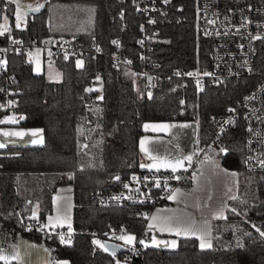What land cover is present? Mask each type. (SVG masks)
Returning a JSON list of instances; mask_svg holds the SVG:
<instances>
[{"label":"trees","instance_id":"trees-1","mask_svg":"<svg viewBox=\"0 0 264 264\" xmlns=\"http://www.w3.org/2000/svg\"><path fill=\"white\" fill-rule=\"evenodd\" d=\"M43 3L32 18L27 15L25 28L17 29L12 24V3L0 0V20L5 16L8 22L0 43L10 38L30 43L64 34L74 36L85 47L93 39L100 50L85 57L82 66L71 58H55L52 62L61 74L57 80L35 71L24 51H7L0 88L15 90L16 109L25 115L20 124L40 127L43 143L0 147V224L11 233L43 241L55 257L70 264H117L109 252L93 243L94 239L103 238L102 233L111 227L136 236L145 219L137 215L134 205L97 204L93 195L119 187L114 176L122 179L140 168L137 140L142 122L195 120L197 143L202 145L213 133L212 115L236 106L259 76L251 73L197 87L173 75V70L207 64L208 40L198 28L197 0H167L164 12L154 14V23L143 18L132 0ZM142 29L148 31V67L155 72L148 92L143 78L133 80L129 69L114 66L106 57L114 50L111 41L119 37L138 64L136 39ZM258 44L256 57L263 69L264 41ZM93 78L99 81V94L92 87ZM221 138L225 151L219 153V161L237 171L240 183L251 173L244 169L240 116ZM82 143L86 149H96L91 163ZM251 174L253 199L228 201L224 217L212 223L210 248L202 249L193 236H182L174 248L143 246L132 264H264V244L249 241L253 233L248 224L250 217L264 216V170ZM61 184L72 186L71 244H62L56 233L42 238L40 230L26 227L36 220L43 223L51 209L52 193ZM34 204L36 217L32 218Z\"/></svg>","mask_w":264,"mask_h":264},{"label":"built area","instance_id":"built-area-1","mask_svg":"<svg viewBox=\"0 0 264 264\" xmlns=\"http://www.w3.org/2000/svg\"><path fill=\"white\" fill-rule=\"evenodd\" d=\"M8 1L11 2V0ZM43 1L11 2L13 5V26L17 29L25 28L28 14L24 9L28 5L36 7ZM132 1L149 23L155 22L154 14L164 12V6L167 3V0ZM17 4L21 6L19 8L20 27H17L16 20ZM196 12L199 31L208 40L207 64L204 67L196 66L185 70H173V75L186 78L197 87L219 84L251 73L259 76L258 81L245 91L236 106L215 112L212 115V135L202 145L193 142L190 144L188 157H191V160L186 159L182 167H177L173 172L171 168L149 169L140 166L139 169L132 171L122 179L116 175L113 178L118 180L119 187L96 192L93 199L97 204H131L136 207L137 215L146 220L154 206L167 202L173 188L188 186V177L193 173L206 145H210L217 153L223 152L221 151L222 148L224 149L221 134L228 126L233 125L239 116L241 117L243 135L244 169L251 173L264 170V167L261 166V161L264 160V68L258 66L256 57L259 50L258 42L264 41V0H197ZM7 25L8 22L0 23V31L7 28ZM153 32L156 33L157 29ZM147 36L148 31L142 29L140 36L136 39L138 64H135L134 58L124 50L119 37H114L111 41H118V44L112 43L114 50L106 57L114 66L129 69L133 73V80L137 77L143 78L144 89L148 92L153 85L155 72L148 67ZM254 37L256 38L254 39ZM33 46L40 48L39 56L42 61H53L61 56L62 58H71L75 63L78 61L83 63L85 57L97 54L100 50L93 39L89 46L85 47L74 36L64 34L47 35L39 41L30 43L10 38L7 42L0 43V50H2L0 51V60L5 62L0 65V70L5 69L6 53L10 48L15 52L24 51L26 54ZM188 73H193V75H188ZM204 73H209V75H204ZM91 83L99 84V81L93 78ZM24 116L22 111L16 109L15 90L9 86L0 88V121L20 124L23 120L20 117L24 118ZM6 118H12L16 122L13 123L12 119L6 120ZM248 224L253 233L249 241L264 244V237L260 235V232H264V216L250 217ZM41 225L43 224L36 220L34 224H27L26 227L40 230L42 238H47L52 233H56L58 236L60 233H64L66 239L69 240L67 244L73 243V228L69 234L67 225L62 227L57 225L55 228H42ZM257 229H260V232ZM10 233V229L0 224V234L7 236ZM127 234L120 227H111L103 235V237L120 242L125 246V250L115 252V255L113 252L107 251L120 264H132L133 259L144 246L140 241H144L150 236L143 225L140 232L136 236L133 235L135 237L133 244L128 245L119 239L120 236ZM101 239L99 241L102 244ZM0 245L5 247L6 240H1ZM119 253H123L121 257Z\"/></svg>","mask_w":264,"mask_h":264},{"label":"crops","instance_id":"crops-1","mask_svg":"<svg viewBox=\"0 0 264 264\" xmlns=\"http://www.w3.org/2000/svg\"><path fill=\"white\" fill-rule=\"evenodd\" d=\"M180 121L145 120L142 122L143 131L137 140V147L141 155L140 164L155 165L163 162L174 166L176 161L180 160L183 165L189 150V143L195 138L196 126L191 122H186L187 120ZM145 124H167L171 127L166 130L154 131L151 128L146 130ZM34 129L41 130L37 126L0 123V144L32 143L33 138L41 139L42 130L36 137H32L31 130ZM19 131H25L27 135L24 137L2 135L4 132ZM142 139L145 140L144 147L148 150L147 153L141 151ZM150 157H156L157 160L154 161ZM156 168L152 167V169ZM159 168L172 169L170 166H160ZM238 178L235 169L226 167L219 161V153L204 150L193 173L188 177V186L173 188L167 202L154 206L148 213L144 229L150 236L147 238L148 243L145 244L153 245V238L169 243L175 241L176 244L177 239L182 236H177L174 231H160V228L166 225L182 229L190 227L197 235L205 237V243H212V223L214 220L224 217L229 200L233 197L237 199L240 196ZM174 193L175 198L169 199ZM72 204V186L70 184L58 185L51 196V209L44 215L42 224H48L49 217L53 218V222L57 217L69 218L72 222ZM193 237L196 238L197 244L200 246L201 241L197 236ZM1 240H6L5 247L0 245V256L6 258L0 259L3 264H58L63 261L70 264L65 258L55 257L43 241L30 239L20 232H12L7 236L0 234Z\"/></svg>","mask_w":264,"mask_h":264},{"label":"snow or ice","instance_id":"snow-or-ice-1","mask_svg":"<svg viewBox=\"0 0 264 264\" xmlns=\"http://www.w3.org/2000/svg\"><path fill=\"white\" fill-rule=\"evenodd\" d=\"M11 2H15V0H11ZM20 7L21 6L19 4H17V9H18V11L16 13L17 27H20V23H19V21L21 20V16H20V13H19V8ZM26 7H27V9H29L32 12H37V11H39V9L41 7H43V5H37L34 8L31 5H28ZM5 19H6V17H5ZM6 31H8L7 28L3 29V31H0V35H3L4 32H6ZM255 38L256 37H254V39ZM112 43L118 44V41H113ZM0 51H2V50H0ZM4 63H5L4 61L0 60V65H3ZM77 65L78 66H82V62L78 61ZM176 74L179 75V73H176ZM188 75H193V73H188ZM204 75H209V73H204ZM97 79H99V77H97ZM9 103H11V102H9ZM8 119H12V118H6V120H8ZM20 119H23V117H20ZM4 122L5 121H0V123H4ZM12 122L15 123L16 121L14 119H12ZM169 127H171V125H167V124H145L144 125V128L146 130L151 128L154 131L166 130ZM185 127H187V125H185ZM40 131H41L40 129L31 130L32 137H36V135ZM2 135H4V136L24 137V136L27 135V133L25 131L4 132V133H2ZM32 143H43V140H42V138L39 139V140L33 138L32 139ZM144 145H145V140L142 139L141 140V151H144L145 153H147L148 150L144 147ZM0 147H4V144H0ZM221 151H225V149L222 148ZM150 159H152L154 161L157 160L156 157H150ZM185 159L191 160V157H185ZM140 166L142 168L147 167L149 169H151L154 166L157 167V168H159L160 166H170V167H172V171L175 172L177 167H182V163H181L180 160H177L176 164L174 166L171 165V164H165L163 162L155 164V165L154 164H143L142 163ZM261 166L264 167V160L261 161ZM233 175H235V174L233 173ZM117 179H119V177H117ZM157 186H158V184H157ZM125 187H127V185H125ZM177 191H179V190H177ZM174 198H175V193L173 194V196L169 197V199H174ZM233 199H235V197H233ZM232 211L235 212L236 210L232 209ZM35 217H36V212L34 210L32 218H35ZM153 219H155V217H153ZM48 220H49V223L46 224V225H41L42 228H48V227L55 228L57 225L62 227L66 223L67 227H68V233L70 234L72 232V225H71V221H70L69 218L61 219V218L57 217L56 221L53 222V218L49 217ZM150 227H151V225H150ZM160 231H169V232L174 231L177 236H197V238L201 241L200 246H201L202 249L206 248V247L207 248L211 247V243L210 242L205 243V237L203 235H197V233L194 230H192L190 227L182 229V228H179V227L172 228L170 225H166L164 227H161ZM257 231L260 232V229H257ZM260 235H261V237H264V232H260ZM59 238H60V242L62 244L69 242V240L66 239V236H65L64 233H60L59 234ZM119 239L125 241L126 244L131 245V244H133V242L135 240V237L132 236V235H123V236H120ZM93 243L96 244V245H99L101 248L104 249V251H108V248L105 245L101 244L100 241L94 240ZM140 243L142 245H144L145 247L148 246L147 244H145V242L143 240H141ZM152 244L155 247H160L161 245H163L164 247H175L176 246L175 241L169 243V242H165V241H158L155 238H153ZM113 255H115V250H113ZM0 259H6V258L3 257V256H0ZM58 264H68V262L67 261H63V262H58ZM117 264H120V262L117 261Z\"/></svg>","mask_w":264,"mask_h":264},{"label":"rangeland","instance_id":"rangeland-1","mask_svg":"<svg viewBox=\"0 0 264 264\" xmlns=\"http://www.w3.org/2000/svg\"><path fill=\"white\" fill-rule=\"evenodd\" d=\"M24 1L26 3H28V2H31L33 0H24ZM15 2L20 3V0H15ZM0 23H3V24L7 23V20L5 19V17L1 18ZM39 53H40V48L38 46H33L31 48V50L29 52H26V54H25L26 58L31 61L33 69L35 71H44L46 76L48 78H50V79H53V80L60 79L61 74H60L59 69L54 65V63L52 61H42L40 59ZM92 87H96L97 90H98L97 91L98 94L100 93V89H99V84L98 83H92ZM178 121H180V120H178ZM180 122H184V121H180ZM186 122H191L192 124H194L196 126V121L195 120H187ZM192 142L198 144L197 143V132L195 134L194 140H192L189 143V148H188L189 150H190V144ZM81 147L83 149L84 148L86 149L84 143L81 144ZM95 150L96 149H94V148L86 149V153L89 156L87 158L88 163H91V161L93 160V157L96 156ZM189 150H188V153H187V157L189 156ZM205 150L211 151V152L212 151L215 152L214 149L210 145H206ZM240 183H239L241 185V187L239 185L240 196H239L238 199L241 200L243 197H244V199H247V200L253 199L254 179H253L252 174L250 173V174H247V175L243 176L241 178ZM36 209H37V206H36V204H34V210L36 211ZM127 235H132V234H127ZM94 240H97V239H94ZM144 242L148 243V239L144 240Z\"/></svg>","mask_w":264,"mask_h":264},{"label":"water","instance_id":"water-1","mask_svg":"<svg viewBox=\"0 0 264 264\" xmlns=\"http://www.w3.org/2000/svg\"><path fill=\"white\" fill-rule=\"evenodd\" d=\"M39 5H44V3L42 2V3H40ZM33 8H34V7H33ZM42 8H43V7H41V8L39 9V11H40ZM24 11H25L27 14H29V17H30V18H32L33 14L39 12V11H37V12H32V11H30L29 9H27V7L24 9ZM85 88L88 90L89 86L86 85ZM102 234L105 235L106 232L104 231ZM101 241H102V244L105 245V246L108 248V251H110V252H113V250H115V252H121V251L125 250V246H124L122 243H120V242H117V241H114V240H110V239H107V238H105V237H103V238L101 239Z\"/></svg>","mask_w":264,"mask_h":264}]
</instances>
